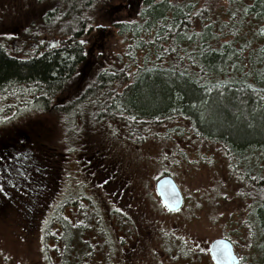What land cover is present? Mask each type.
<instances>
[{"label": "rangeland", "instance_id": "374dc122", "mask_svg": "<svg viewBox=\"0 0 264 264\" xmlns=\"http://www.w3.org/2000/svg\"><path fill=\"white\" fill-rule=\"evenodd\" d=\"M141 1L108 0L105 15L118 23L126 17L135 20ZM54 2L0 0V46L21 57H30L41 47L51 48L56 31L42 16L43 10L53 9ZM102 5L99 0L86 16L92 21L90 38L98 46L84 45L86 61L72 84L81 93L96 86L103 67L102 48L110 54L124 48L114 23L102 24V16L96 19L93 11L100 9L102 14ZM26 33L37 39L25 40ZM14 90L24 95L8 94L0 100L2 104L19 106L18 98L29 97L26 92L32 88ZM95 92L102 93V87ZM75 101V97L65 102L57 99L48 101L46 110L26 106L5 113L4 121L9 122L0 128V176L16 180L12 184L8 179L4 190L8 199L0 200V264H63L66 259L65 264H212L207 249L216 239L234 243L239 263L251 264V240L242 226L252 204L244 194L250 192L228 171L218 145L178 141L176 145L188 158H172L174 147L163 141L164 124L135 126L136 133L128 132L121 123L98 119L87 101L80 109L79 104L67 106ZM87 146L88 150L97 146L102 154L89 156ZM165 170L180 185L187 201L184 213H163L154 184ZM220 195H225L223 202L213 205ZM255 201L264 203V195L259 192ZM88 206L95 213H90L81 231L78 224L86 223L85 217L80 218L76 210L85 211ZM96 216L102 232L96 227L101 224ZM61 217L72 230L70 249L75 256L68 259L66 253L63 260L57 225Z\"/></svg>", "mask_w": 264, "mask_h": 264}, {"label": "trees", "instance_id": "16d2710c", "mask_svg": "<svg viewBox=\"0 0 264 264\" xmlns=\"http://www.w3.org/2000/svg\"><path fill=\"white\" fill-rule=\"evenodd\" d=\"M98 2L56 0L53 9L43 10L44 22L56 31V43L49 49L21 57L0 46V96L18 95L14 88L30 86L28 110H46L48 101L75 97L67 106L79 104L80 109L87 101L98 119L121 123L128 132L136 133L135 126L164 124L163 141L174 147L172 158H188L178 141L218 145L228 171L249 189L244 195L252 204L242 226L251 240V264H264V203L255 201L259 192L264 195V0H142L137 18L119 23L107 19L108 0H102V14L93 11L96 19L102 16V24L114 23L124 48L111 54L102 48L96 86L81 93L72 84L86 61L84 45H98L90 38L92 21L86 17ZM25 37L37 39L31 33ZM100 87L102 93H96ZM86 149L89 156L102 154L97 146ZM224 196L212 204L223 202ZM76 212L85 217L86 223L78 224L83 231L95 210L88 206ZM62 218L57 225L63 260L66 253L68 259L75 256L72 230ZM96 219L102 232L99 216Z\"/></svg>", "mask_w": 264, "mask_h": 264}, {"label": "water", "instance_id": "95a60500", "mask_svg": "<svg viewBox=\"0 0 264 264\" xmlns=\"http://www.w3.org/2000/svg\"><path fill=\"white\" fill-rule=\"evenodd\" d=\"M156 193L168 211H176L182 206L181 194L170 177H163L156 183ZM218 241H222V244H218ZM224 245L227 246L230 255H224L218 259L217 250ZM209 254L214 264H239V257L232 244L226 239H216L211 242Z\"/></svg>", "mask_w": 264, "mask_h": 264}, {"label": "flooded vegetation", "instance_id": "af4514ba", "mask_svg": "<svg viewBox=\"0 0 264 264\" xmlns=\"http://www.w3.org/2000/svg\"><path fill=\"white\" fill-rule=\"evenodd\" d=\"M46 16H42V18H45ZM99 41H100V39H99ZM94 44H98V42L95 40V42H94ZM98 46V45H97ZM86 93V92H85ZM94 94H96V93H94ZM19 95H24V94H22V93H20V94H18V96ZM27 95V94H26ZM29 95V94H28ZM7 95H5L4 93L2 94V96H0V100L2 99V102L4 101V99H5V97H6ZM31 95H29V97H30ZM29 97H24L23 99H21V98H18V102H19V106H17L16 105V103H6V104H2V102L0 101V109H1V111L3 112H0V128H2V127H4V125L7 123V122H9V119L5 122L4 121V116H6V114L5 113H9L11 110H12V112L13 113H15L14 111H19V110H23L24 109V107H26V102H28V101H30L29 99H27V98H29ZM26 100V101H25ZM11 109V110H10ZM7 116H10V115H7ZM10 119H11V117H10ZM102 166H103V163H102ZM162 172V171H161ZM160 172V174L156 177V180H155V184H154V190H155V193H156V183L160 180V179H162L163 177H170L173 181H174V183L176 184V186H177V188H178V190H179V192H180V194H181V197H182V206L180 207V209H178V210H176V211H168L167 209H166V207L162 204V202H161V200H160V198L158 197V195H157V193H156V195H157V197H158V199H159V201H160V206L162 207V209H163V213L165 214V215H170V216H173V215H178V214H180V213H182V211H183V213L187 210V208H186V202L187 201H185V198H184V195H183V192H182V190L180 189V185L177 183V181L174 179V177L169 173V172H167L166 170L165 171H163L162 173ZM1 179H3V180H1ZM8 179L9 180H11L12 181V184H14V180H16V178H10V177H5V176H0V200L1 199H8V197H7V195L9 194L8 192L7 193H5V191L4 190H6L7 188H8V184H9V181H8ZM11 183V182H10ZM218 197V196H217ZM161 209V210H162ZM121 220V222H122V219H120ZM172 233H173V231H172ZM175 235V234H174ZM176 237H179V236H177V235H175ZM179 238H181V239H183L182 237H179ZM227 240V239H226ZM122 242H121V244H120V246L122 247V244L124 243V242H126L125 240H121ZM229 241V240H228ZM182 242H185L184 241V239H183V241ZM230 242V241H229ZM231 244H232V246H233V249L235 248V244L234 243H232V242H230ZM211 244V243H210ZM210 246V245H209ZM209 246H208V249H207V255H208V257H209V259L211 260V263L212 264H214L213 263V261H212V259H211V257H210V254H209ZM170 250H172V251H175V250H179V248H170ZM192 251H193V249H191ZM234 251H235V249H234ZM235 253H236V255L239 257V260L241 259L240 258V255L235 251Z\"/></svg>", "mask_w": 264, "mask_h": 264}, {"label": "snow or ice", "instance_id": "6c2138e0", "mask_svg": "<svg viewBox=\"0 0 264 264\" xmlns=\"http://www.w3.org/2000/svg\"><path fill=\"white\" fill-rule=\"evenodd\" d=\"M218 244H222V241H218ZM224 255H230V253H228V249L227 246L224 245L223 247L219 248L217 250V258L219 259L220 257L224 256Z\"/></svg>", "mask_w": 264, "mask_h": 264}]
</instances>
